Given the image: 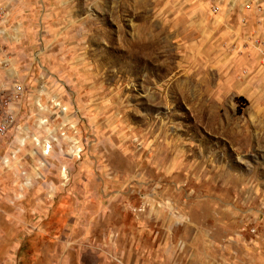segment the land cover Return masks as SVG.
Listing matches in <instances>:
<instances>
[{"label":"rangeland","instance_id":"obj_1","mask_svg":"<svg viewBox=\"0 0 264 264\" xmlns=\"http://www.w3.org/2000/svg\"><path fill=\"white\" fill-rule=\"evenodd\" d=\"M0 13V264H264V0Z\"/></svg>","mask_w":264,"mask_h":264},{"label":"built area","instance_id":"obj_2","mask_svg":"<svg viewBox=\"0 0 264 264\" xmlns=\"http://www.w3.org/2000/svg\"><path fill=\"white\" fill-rule=\"evenodd\" d=\"M1 19V13H0ZM23 91L22 85L19 82L14 83V87L12 89V95L4 100V110L0 115V136L5 134L8 127L14 122L15 114H16V104L15 102L19 99L21 93ZM5 264H12V258L9 259V262Z\"/></svg>","mask_w":264,"mask_h":264},{"label":"bare ground","instance_id":"obj_3","mask_svg":"<svg viewBox=\"0 0 264 264\" xmlns=\"http://www.w3.org/2000/svg\"><path fill=\"white\" fill-rule=\"evenodd\" d=\"M46 150L48 151V146L46 145Z\"/></svg>","mask_w":264,"mask_h":264},{"label":"crops","instance_id":"obj_4","mask_svg":"<svg viewBox=\"0 0 264 264\" xmlns=\"http://www.w3.org/2000/svg\"><path fill=\"white\" fill-rule=\"evenodd\" d=\"M255 259V258H254Z\"/></svg>","mask_w":264,"mask_h":264}]
</instances>
